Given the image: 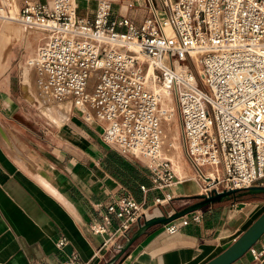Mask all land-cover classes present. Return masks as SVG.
<instances>
[{"label": "built area", "instance_id": "built-area-1", "mask_svg": "<svg viewBox=\"0 0 264 264\" xmlns=\"http://www.w3.org/2000/svg\"><path fill=\"white\" fill-rule=\"evenodd\" d=\"M112 4L97 0L89 16L79 13L76 0L24 3L22 23L45 37L28 59L41 92L100 123L109 147L148 160L154 189L181 180L164 155L161 98L168 92L186 158L202 183L199 194L264 186V0H119L124 11L146 6L139 23ZM147 218L143 204L122 193L89 230L111 247ZM179 224L187 220L166 230ZM65 243L59 238L56 246ZM248 252L253 264H264V240ZM59 264L84 262L73 252Z\"/></svg>", "mask_w": 264, "mask_h": 264}, {"label": "crops", "instance_id": "crops-1", "mask_svg": "<svg viewBox=\"0 0 264 264\" xmlns=\"http://www.w3.org/2000/svg\"><path fill=\"white\" fill-rule=\"evenodd\" d=\"M88 1L91 14L97 0L76 3ZM113 1L114 9L133 22L147 14L144 4L122 11L116 6L119 0ZM40 34L23 38L32 48L43 43ZM5 42L4 38L2 45ZM11 70L0 76V264H59L73 252L84 264H203L264 210L259 209L261 197L222 198L171 221L187 220L175 232L166 230L171 222L155 224L128 245L137 227L127 238H114L111 247L104 245L106 236L93 234L89 225L102 221L115 196L130 194L143 204L147 219L169 216L202 200L195 197L200 178L184 163L186 177L177 174L181 180L173 186L154 189L148 168L103 142L100 123L85 121L78 109L71 104L69 109L65 102L46 106L32 86L25 85L27 73H22V84L14 81L17 74ZM141 186L148 189L146 193ZM166 193L174 197L170 204L181 203L171 209L158 205L155 199ZM197 213L202 217L195 221ZM115 226L114 220L111 229ZM62 237L66 243L57 248ZM263 240L264 234L255 246ZM252 262L248 252L232 264Z\"/></svg>", "mask_w": 264, "mask_h": 264}, {"label": "rangeland", "instance_id": "rangeland-1", "mask_svg": "<svg viewBox=\"0 0 264 264\" xmlns=\"http://www.w3.org/2000/svg\"><path fill=\"white\" fill-rule=\"evenodd\" d=\"M26 1H31V0H3L1 1V7H0L1 8L0 10V14H1L0 16V69L4 67L5 68L3 72L0 74V76L6 73L7 69L11 67L12 74H17L14 81L19 82V83L21 81V83L23 84L24 82H22L21 80L22 73L26 72L28 78H27V82L25 85H28L30 87L32 86V88L36 92L37 98L40 99L44 104H46V106L52 108V106L57 103L65 102L68 104L69 109H70V104H71L70 101L64 100V99L62 100L51 99L45 94H43L40 88L37 86V74L34 71V69L30 66V64L28 63V59L34 55V52L37 46L36 47L32 46L31 48L29 46V40L26 41V38H23V36L27 35L28 33L30 34L38 33L40 37L42 36L40 34V31L32 29V28H27L26 30L27 32L22 31L21 24H20V22L22 23V21L19 20V11ZM89 4H90V1H88L86 4H81L79 6V13L81 15H91L88 10ZM155 4L159 9L161 8L160 3L155 2ZM116 6H118V2ZM4 38L6 42L4 43V45H2V41L4 40ZM24 47L25 49H23ZM24 50H25V53H24ZM162 97H163L161 101L162 106H163V109L166 110L165 122L163 123L164 142H165L164 155L168 160H170L172 168L176 176L179 177V175L177 174H180L181 176L180 178H183V177H186V174L183 171L184 163H185V167L187 168V170L189 167L191 168V165L186 158V152L184 148V139H183L182 132H181V123H180V118L178 114L177 103L174 97H170L167 94H164ZM50 116L52 120H55L53 119V115L50 114ZM135 158L136 157H134V159ZM135 160H138L140 164H143L146 168H148V160H146L145 158L138 157ZM187 176H190V175L187 174ZM247 193L248 194H259L257 197L264 198V192L253 193V192H250L248 189L237 190L234 193L228 196H224L222 198H242ZM178 203L180 204L181 202H178ZM178 203L176 202V203L170 204V201H168L166 203H163V205L167 204L168 208H165V209H169V208L171 209ZM158 205H162V204H158ZM259 206H260L259 209L264 207V200H262V202L259 203ZM254 218L255 216L250 218L246 222L245 226L249 224ZM247 253L248 251L245 254Z\"/></svg>", "mask_w": 264, "mask_h": 264}, {"label": "water", "instance_id": "water-1", "mask_svg": "<svg viewBox=\"0 0 264 264\" xmlns=\"http://www.w3.org/2000/svg\"><path fill=\"white\" fill-rule=\"evenodd\" d=\"M250 192L259 193L264 192V186H251L247 188ZM238 189H228L221 192H215L212 195L205 196L199 194L195 197L202 198L201 201L192 204L178 212H174L169 216L160 215L145 219L141 225L138 226L135 233L131 238H128V245L131 244L136 238L139 237L147 228L159 223H169L178 217H181L191 211L201 208L202 206L219 201L224 196H228ZM264 234V210L252 221V223L243 232L233 240L226 248H224L217 255L213 256L203 264H232L241 258Z\"/></svg>", "mask_w": 264, "mask_h": 264}, {"label": "bare ground", "instance_id": "bare-ground-1", "mask_svg": "<svg viewBox=\"0 0 264 264\" xmlns=\"http://www.w3.org/2000/svg\"><path fill=\"white\" fill-rule=\"evenodd\" d=\"M111 1H113V0H111ZM114 2V1H113ZM77 4V3H76ZM112 8L114 9V7H113V4H112ZM0 10H1V8H0ZM121 10L122 11H124L125 10V7H122L121 8ZM0 16H1V14H0ZM19 20H21L20 19V16H19ZM20 24H21V28H22V31L23 32H27L26 30H27V27H26V25H24L23 23H21L20 22ZM38 86V85H37ZM39 87V86H38ZM165 94H167L168 96H170V97H173L170 93H168V92H166ZM163 98V97H162ZM162 98H161V101H162ZM162 103V102H161Z\"/></svg>", "mask_w": 264, "mask_h": 264}, {"label": "trees", "instance_id": "trees-1", "mask_svg": "<svg viewBox=\"0 0 264 264\" xmlns=\"http://www.w3.org/2000/svg\"><path fill=\"white\" fill-rule=\"evenodd\" d=\"M239 190H241V189H239ZM259 194H246L244 197H242V198H250V197H256V196H258ZM260 195H262V194H260Z\"/></svg>", "mask_w": 264, "mask_h": 264}]
</instances>
